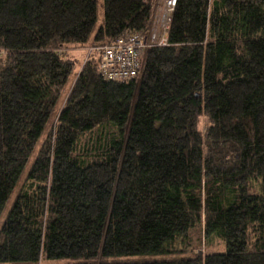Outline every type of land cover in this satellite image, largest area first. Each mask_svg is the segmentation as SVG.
I'll return each mask as SVG.
<instances>
[{
	"label": "trees",
	"instance_id": "obj_1",
	"mask_svg": "<svg viewBox=\"0 0 264 264\" xmlns=\"http://www.w3.org/2000/svg\"><path fill=\"white\" fill-rule=\"evenodd\" d=\"M96 1L0 0V264H264V0H176L139 77L90 50L56 110L70 49L148 27Z\"/></svg>",
	"mask_w": 264,
	"mask_h": 264
},
{
	"label": "built area",
	"instance_id": "obj_2",
	"mask_svg": "<svg viewBox=\"0 0 264 264\" xmlns=\"http://www.w3.org/2000/svg\"><path fill=\"white\" fill-rule=\"evenodd\" d=\"M175 3L176 0H160L157 8L152 5L149 24L144 32L126 31L89 48L87 53L94 50L99 55L98 68L104 79L127 81L140 76L147 49L167 43Z\"/></svg>",
	"mask_w": 264,
	"mask_h": 264
},
{
	"label": "rangeland",
	"instance_id": "obj_3",
	"mask_svg": "<svg viewBox=\"0 0 264 264\" xmlns=\"http://www.w3.org/2000/svg\"><path fill=\"white\" fill-rule=\"evenodd\" d=\"M101 1L102 0H97L96 1V7H97V20H96V24H99L101 21ZM151 8L153 5V8H157V6L160 4V0H149ZM154 10V9H153ZM91 39V38H90ZM88 40L84 45L79 46V49H70V55L71 58L73 60V68L70 70V72L68 73L65 82L63 84V86L61 87L60 93H59V98L57 101V108L60 107L61 103L63 102L67 92L69 91L72 82L74 81L75 77H76V73L82 63V61L84 60V58L87 56V52L90 48V41ZM54 111L55 115L57 111ZM54 117V114L52 116V118ZM51 118V119H52ZM209 125V120L207 118V116L205 115H201L198 118L197 121V126L200 129L201 133L204 134L205 130L207 128V126ZM40 139V138H39ZM39 139H37V143L39 141ZM43 139V138H42ZM20 185V183H18V185H16L15 189L12 191L13 193L16 192L18 189L17 187ZM9 202H6L0 212V221L2 220V218L5 216L6 214V209L8 206ZM192 239V245L186 249L185 251H180L178 252V254L175 255H171L174 256V258L178 257V256H195V254H199L201 256H203L206 252L215 250V249H220L221 248V243L218 241V239H212V241H207L204 240L203 236H202V232L199 229H195L193 230V232H190ZM179 260V258L177 259ZM42 263H44V261H42ZM48 263H52V264H73L71 263V261H66V260H60V261H49Z\"/></svg>",
	"mask_w": 264,
	"mask_h": 264
},
{
	"label": "crops",
	"instance_id": "obj_4",
	"mask_svg": "<svg viewBox=\"0 0 264 264\" xmlns=\"http://www.w3.org/2000/svg\"><path fill=\"white\" fill-rule=\"evenodd\" d=\"M74 49H75V50H76V49H79V47H76V48H74Z\"/></svg>",
	"mask_w": 264,
	"mask_h": 264
}]
</instances>
